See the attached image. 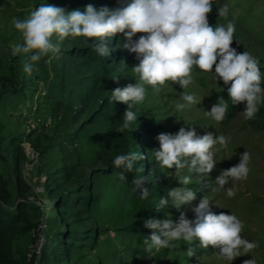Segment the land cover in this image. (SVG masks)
<instances>
[{
  "label": "rangeland",
  "instance_id": "374dc122",
  "mask_svg": "<svg viewBox=\"0 0 264 264\" xmlns=\"http://www.w3.org/2000/svg\"><path fill=\"white\" fill-rule=\"evenodd\" d=\"M92 2L96 9L119 6L118 0ZM41 4L65 10L51 0H0V211L16 217L6 264L35 263L32 244L40 225H44L47 246L39 264H230L218 257L219 249L201 248L198 241L191 245L192 257L187 256L189 245L182 240L174 241L173 248L145 252L143 240L152 233L146 221L171 218L176 222L181 211L194 219L191 208L204 195L212 202V212L237 215L244 222L242 236L258 245L231 264L252 258L264 264V129L249 124L244 110L229 122L218 123L205 115L216 104L214 95L223 81L216 82L213 73L194 70V83L186 90L171 82L159 92L146 85L145 102L133 106L136 123L130 131L119 133L116 129L127 105L123 112L97 115L93 120L82 106L81 79L95 70H85L74 58L69 51L72 38L59 41L54 35L52 42L59 43L60 52H50L38 62L30 61L31 54L11 55L13 45L24 43L22 33L11 23L13 17L25 19ZM224 4L229 5L228 19L236 23L234 36L241 53L250 52L264 67V0H213L208 15L211 26L226 24L218 16V7ZM126 42L122 33L108 42V70L99 73L98 87L105 81L125 87L139 80L132 71L139 61L122 47ZM25 63H32L31 73L24 71ZM183 91L195 93L199 103L177 111ZM181 127L194 129L200 136L223 134L229 138L228 147L216 151L217 163L208 177L185 170L192 177L188 187L197 193L191 205L179 211L171 206L157 211L159 199L182 186L174 170L161 168L155 160L157 137L175 134ZM132 151L145 157L135 165L139 167L136 177L148 178L144 183L150 192L147 200L139 199L127 174L121 172L126 177L121 180L113 165L117 155ZM245 151L251 155L250 171L246 179L226 186H234L230 198L214 181L223 170L239 164ZM72 234L82 236L76 237L79 244L70 246L68 253L61 251L63 247L60 252L59 248L50 251L56 238L64 240V235Z\"/></svg>",
  "mask_w": 264,
  "mask_h": 264
},
{
  "label": "clouds",
  "instance_id": "9594fccd",
  "mask_svg": "<svg viewBox=\"0 0 264 264\" xmlns=\"http://www.w3.org/2000/svg\"><path fill=\"white\" fill-rule=\"evenodd\" d=\"M118 5L111 9H96L88 5L83 12L73 10L66 13L61 7L41 4L25 19L13 17L11 23L22 33L24 43L13 45L11 55L31 54L29 59L34 63L50 52L59 53V43L52 42L55 35L59 41L69 37L98 41L94 44V50L99 56L107 57L111 51L107 42L119 33L124 34L127 42L122 47L134 53L139 61L132 68L139 80L111 92L113 101L128 106L122 123L116 129L119 133L130 131L136 123L133 106L145 102L146 85L159 92L162 86L171 82L186 90L194 83V69L213 73L216 82L222 80L228 86L231 104L244 103L245 118L250 120L255 117L259 106L264 103V74L253 54L248 51L238 53L231 47L236 23L228 19V4L218 7V16L224 18L226 24L215 27L208 20L213 0H118ZM138 33L141 35L134 40ZM24 71L31 73L32 63H25ZM181 99L183 103L175 105L177 111L199 103L197 95L187 91L181 93ZM228 100L219 97L211 110L205 111V115L218 123L222 122L229 108ZM157 139L159 149L154 152L155 160L161 168L174 170L172 173L182 186L168 190L167 195L159 199L156 210L171 206L179 211L197 198L196 191L188 187L192 183L189 174L208 177L217 163L216 151L227 149L229 138L212 132L200 136L194 129L186 131L181 127L177 133H161ZM144 159L140 152L132 151L117 155L113 165L131 173L136 162ZM250 159V153L245 151L239 164L223 170L216 177L215 185L225 190L228 197H233L235 191L234 186H226L230 181L247 178ZM185 170L189 174H185ZM120 179L126 180L123 173H120ZM146 179L139 176L131 180L132 191L140 193V200H147L150 195L148 188L144 187ZM211 204L204 195L198 205L191 208L194 219H189L186 212L181 211L176 222L171 218L146 221L145 227L151 229L152 233L143 240L145 252L173 248L174 241L182 240L189 245L187 256L192 257L195 249L191 245L198 241L201 248L211 246L219 249L218 257L231 264L237 257L248 255L258 247L256 242L242 236L244 222L237 215L216 214L211 211ZM243 264H256V260H244Z\"/></svg>",
  "mask_w": 264,
  "mask_h": 264
},
{
  "label": "trees",
  "instance_id": "16d2710c",
  "mask_svg": "<svg viewBox=\"0 0 264 264\" xmlns=\"http://www.w3.org/2000/svg\"><path fill=\"white\" fill-rule=\"evenodd\" d=\"M52 2H55L59 5H62L65 7V12H71L73 10H79L81 12L85 11L86 7L88 5H92L93 0H51ZM72 38V37H70ZM72 44L71 49L69 51L72 52V55H74V58L80 62V65L85 70H95L93 73L89 74V76H85L83 79H81L80 85L82 89H85V93L83 97L81 98L82 106L86 110V113H88V118L90 120L96 119V116L99 115H106V114H112V113H119L123 112L125 105L118 101H113L111 92L115 90L116 88H124L119 87L120 85L114 81H105L103 85L100 87L97 86V81L101 79L99 76L100 72H103L106 74L108 68L107 63L109 62V56L107 57H101L99 56L96 51L94 50V44L99 43L98 41H91L86 40L83 37H76L72 38ZM108 43V42H107ZM235 44L233 48L237 50L238 53H241L242 47L240 44H236V39L234 36V40L232 45ZM108 46L110 48V45L108 43ZM261 73L264 74V67L259 65ZM197 72H201L199 69H194ZM214 72V68H213ZM93 80H90L91 78H94ZM85 80V81H84ZM87 80V81H86ZM90 80V81H88ZM230 86V85H229ZM227 87L222 84L220 90L214 95V101L217 103L219 97H223L225 100H228V93H227ZM262 87H264V83H262ZM222 89V90H221ZM229 108L226 114L225 119L223 122H229L233 120L242 110H244V103H241L239 105L233 106L231 104V100H228ZM249 124H251L256 129H264V103L260 105V108L258 112L256 113L255 117L253 119H248ZM119 172H124L127 174V178L131 181L132 178H135L137 174H139V167L134 166V169L131 173L125 171L123 167L118 168ZM16 221V217L11 213H3L0 211V264H6L7 257L11 253V242H10V231L12 230V227L14 226V223ZM73 236H65L64 240L60 238L55 239V243H53L50 251L57 252L59 248H62L61 251H64L65 253H68L71 249L70 246L78 245L79 243H76V237L82 236V235H75ZM67 238V239H66ZM64 245V246H62ZM47 246V245H46ZM45 246V247H46ZM193 264H198L193 263Z\"/></svg>",
  "mask_w": 264,
  "mask_h": 264
},
{
  "label": "built area",
  "instance_id": "2783aa9c",
  "mask_svg": "<svg viewBox=\"0 0 264 264\" xmlns=\"http://www.w3.org/2000/svg\"><path fill=\"white\" fill-rule=\"evenodd\" d=\"M47 240L45 236L44 225H40L36 233L35 239L32 244V255L35 261L34 264H39L41 260L44 248L46 246Z\"/></svg>",
  "mask_w": 264,
  "mask_h": 264
}]
</instances>
